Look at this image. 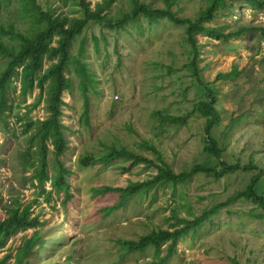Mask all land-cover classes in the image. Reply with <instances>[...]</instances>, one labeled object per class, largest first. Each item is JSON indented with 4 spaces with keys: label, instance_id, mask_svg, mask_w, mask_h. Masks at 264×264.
<instances>
[{
    "label": "rangeland",
    "instance_id": "374dc122",
    "mask_svg": "<svg viewBox=\"0 0 264 264\" xmlns=\"http://www.w3.org/2000/svg\"><path fill=\"white\" fill-rule=\"evenodd\" d=\"M90 1L95 9L101 0ZM134 0H117L106 11L117 18L129 12ZM152 7H163V0H138ZM43 11L68 18L82 15L78 0H36ZM211 0H176L171 9L191 17ZM232 7L215 10L207 23L225 26V32L244 27L245 31L227 40L196 33L195 46L187 40L186 26L160 19L157 23L138 14L125 24V30L89 21L72 41L70 51L77 54L82 37L91 78L87 86L90 101L88 117L83 115V94L74 65L65 76L71 87L64 89L59 122L66 147L55 154L48 140L45 145L48 181L40 185L32 179L39 163V121L50 115V83L42 91L35 88L20 96L18 81L10 89L9 108L0 121V220L15 206H30L36 227L18 229L0 248V264H14V255L24 238L33 231L41 242L25 261L29 264H143L155 259L153 246L128 251L121 241L137 240L156 229L183 225L178 218L193 219L214 204L221 203L242 189L258 171L259 193L264 195V2L251 5L232 0ZM33 20L18 12V0H0V25L12 24L27 33ZM247 29V30H246ZM17 45V38L1 37ZM56 61V60H54ZM51 61L45 60L40 74ZM194 63L197 72L194 71ZM4 58L0 55V71ZM232 70L236 71L237 74ZM198 73V75H197ZM214 90L220 118L211 128L229 163L256 167L239 170L218 180L203 173L186 183H166L145 193L122 196L118 191L101 192L105 186L124 187L134 180H147L157 168L141 160L128 167L134 157L101 161L112 147L124 148L156 164H166L175 172L196 163H207L206 118L197 113L187 124L176 126L159 122L153 112L184 115L195 102L207 100V89ZM144 140L153 149L143 146ZM88 157V165L80 159ZM213 158V157H212ZM214 159V158H213ZM32 162L34 165L32 166ZM28 165H30L28 167ZM62 165L65 188L57 190L58 166ZM128 168V169H125ZM65 192L70 197L65 198ZM261 211L248 200L228 202L195 230L179 238L165 264H264V218L251 217ZM170 241L161 245L165 255Z\"/></svg>",
    "mask_w": 264,
    "mask_h": 264
},
{
    "label": "trees",
    "instance_id": "16d2710c",
    "mask_svg": "<svg viewBox=\"0 0 264 264\" xmlns=\"http://www.w3.org/2000/svg\"><path fill=\"white\" fill-rule=\"evenodd\" d=\"M117 0H101L96 3L95 9L90 8V1L78 0L82 15L79 17L68 18L60 14L54 15L48 10L43 11L36 0H18V12L21 16H29L33 20L31 27L26 32L16 30V28L9 24L7 27L0 25V55L4 58V68L0 71V121L3 119L5 111L9 108L10 89L15 87V81H18L20 96L25 98L35 88L40 91L44 89V83L47 79H51L50 83V115L47 119L39 121L38 129L33 138L34 142L38 137L39 163L33 171L32 179H36L40 185L52 179L46 172V152L45 145L49 140L54 146L55 154H60L64 151L66 144L62 125L59 122L58 116L61 112L60 105L65 102L61 95L64 89L71 87L70 78L65 76V71L69 65H74L76 72L80 79V85L83 94V115L87 118L90 101L87 93V86L91 82V78L87 72L86 63L81 59L85 53V38L82 37L78 45L76 55L70 51L72 41L77 35H80L83 28L89 21H93L100 25H107L116 29L125 30V24L134 21L138 14H142L149 23H157L162 18H166L176 24L186 26L187 40L195 46V34L200 32L212 39L227 40L234 36L241 35L245 28L242 27L235 32H225V26H212L207 22L215 15V10L223 7H232V0H211V2L198 13L191 17H184L178 15L171 9V5L176 3V0H163V7H152L150 4L141 3L138 0L133 1V8L129 12L123 13L117 18L107 16L106 11ZM251 5L263 6L264 0H246ZM247 30V29H246ZM7 35L9 38H17V45H12L8 42L2 41L1 37ZM51 61L47 70L40 74L44 61ZM56 60V61H54ZM194 71L197 68L194 63ZM236 75L237 72L232 70ZM198 75V73H197ZM207 100H200L194 103L192 108L184 115L176 116L171 114H163L159 110L153 112L159 122L169 123L176 126L185 125L191 115L197 113L206 118L205 121V146L204 152L208 155L207 163H196L188 170H181L175 172L168 165L156 164L152 160L147 159L141 155L133 152H128L124 148L115 149L110 148L101 161L105 164L110 163L115 158H127L132 156L134 159L129 162L128 167L133 166L138 161H145L150 166L157 168V172L147 180H134L124 187L105 186L100 189L101 192L118 191L122 196L136 193H145L148 189L170 183L176 185L178 183H186L194 174L203 173L213 177L215 180L227 175L233 174L239 170L250 171L256 166L252 163L240 164L229 163L222 158L223 148L219 146L216 138L211 133V128L216 126L220 118L217 114L215 103L217 97L213 89H207ZM143 146L148 149L154 147L144 140ZM214 159H213V158ZM80 161L84 165H88L89 158L82 157ZM34 162H32V166ZM30 165H28L29 167ZM128 169V168H125ZM67 173L62 165L58 166L57 173V190L65 188L64 174ZM258 171L253 173L249 178L247 184L237 190L234 194L226 198L225 201L217 203L207 208L199 216H194L189 220L186 218H178V223L183 225L177 226L174 229H156L151 230L148 234L141 235L137 240L126 239L121 241V245L125 246L128 251H143L147 247L153 246L155 249V259L145 262L143 264H165L166 259L174 252L176 241L185 236L188 231L195 230L206 219H209L213 214L220 211V207L226 205L228 202L236 200H248L256 205L261 211L251 210L249 215L251 217L261 219L264 218V195L259 193V184L261 182ZM70 197V193L65 192V198ZM30 204L19 208L15 206L9 209L8 216L0 220V248L3 246L5 239L11 236L18 229H26L36 227L40 222L37 217H30ZM40 233L33 231V233L24 238L18 246L14 255V264H29L25 261L28 256L34 253V246L42 243ZM166 241H170L168 250L165 255L159 256L158 252L161 250V245ZM11 254H7L0 262L4 263Z\"/></svg>",
    "mask_w": 264,
    "mask_h": 264
}]
</instances>
